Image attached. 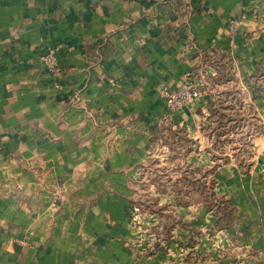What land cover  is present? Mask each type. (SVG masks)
I'll return each mask as SVG.
<instances>
[{
    "label": "crops",
    "instance_id": "obj_1",
    "mask_svg": "<svg viewBox=\"0 0 264 264\" xmlns=\"http://www.w3.org/2000/svg\"><path fill=\"white\" fill-rule=\"evenodd\" d=\"M228 60L264 62V0H0V264H160L131 199L155 132L191 133ZM187 72L206 93L169 111L159 89ZM263 157L229 170L234 201L264 186ZM257 232L241 264H264Z\"/></svg>",
    "mask_w": 264,
    "mask_h": 264
},
{
    "label": "rangeland",
    "instance_id": "obj_2",
    "mask_svg": "<svg viewBox=\"0 0 264 264\" xmlns=\"http://www.w3.org/2000/svg\"><path fill=\"white\" fill-rule=\"evenodd\" d=\"M216 78L193 133L155 132L131 199V224L160 264H241L264 230V186L236 201L224 187L229 170L251 175L264 155V62L249 75L228 60Z\"/></svg>",
    "mask_w": 264,
    "mask_h": 264
},
{
    "label": "built area",
    "instance_id": "obj_3",
    "mask_svg": "<svg viewBox=\"0 0 264 264\" xmlns=\"http://www.w3.org/2000/svg\"><path fill=\"white\" fill-rule=\"evenodd\" d=\"M237 25L238 20L232 19L229 22L228 30L231 36L235 34ZM44 61L52 70H58L52 52L44 58ZM203 94H205L204 85L201 84L194 72L185 73L182 84L175 90L167 88L159 89V95L169 111L180 110L190 103L197 101Z\"/></svg>",
    "mask_w": 264,
    "mask_h": 264
}]
</instances>
